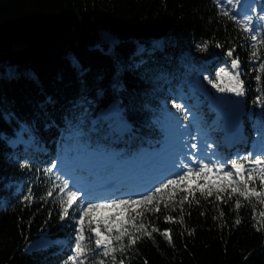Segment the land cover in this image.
<instances>
[{"label": "trees", "instance_id": "1", "mask_svg": "<svg viewBox=\"0 0 264 264\" xmlns=\"http://www.w3.org/2000/svg\"><path fill=\"white\" fill-rule=\"evenodd\" d=\"M224 12L216 0H0V264H68L75 254V241L67 247L61 239L76 232L78 216L70 210L60 219L63 194L53 190L59 174H46L66 142L111 144L123 155L159 146L158 120L178 112L173 105L181 94L203 97L196 79L207 73L217 81L233 58L251 116L244 118L247 140L261 130L264 35L253 43ZM208 102L196 109L211 118ZM110 106L132 126L129 139L118 140L113 130L106 136L101 116ZM219 149L227 153L224 145ZM250 186L260 190L258 179ZM229 191L205 198L197 190L181 205L185 193L170 186L157 195L159 212L138 209L144 215L135 223L158 231L117 250L116 264H264V204L238 193L229 199ZM43 234L52 241L27 249ZM100 251L89 252L86 264H112Z\"/></svg>", "mask_w": 264, "mask_h": 264}, {"label": "rangeland", "instance_id": "2", "mask_svg": "<svg viewBox=\"0 0 264 264\" xmlns=\"http://www.w3.org/2000/svg\"><path fill=\"white\" fill-rule=\"evenodd\" d=\"M235 1L234 8L238 12L239 10L247 11L244 15L245 20L251 22L256 31L264 30V20L260 19L264 16V0ZM225 69L231 74H235V70L229 67ZM220 79L222 80L221 87H226L232 83L228 76H222ZM210 92L213 95L207 90L205 93L209 96V105L214 110L213 118L209 117L212 121H209L204 113L201 114L196 111L195 106L202 104L201 98L180 95L181 98L177 103L183 106L184 111L170 112L158 120L160 128L164 131L159 146L145 148L136 155H123L121 149L114 148L111 144L99 145L98 148H94L83 141H79V139H75L72 142H66L64 146L58 149L53 161L56 164L54 170L62 178L69 181L72 190H82V199L86 204L88 201L85 191L90 190L88 193L92 192V189L102 186L112 178L119 180L120 176L129 177L132 175L130 178L134 180L129 184L121 182L123 185H120L122 186L120 189L123 191L117 198H137L139 193L145 191L144 186L146 184L158 186L159 182L167 181L177 173L184 172L187 166L194 167L193 164L188 163L192 160L196 161L197 157H200V161L204 163H223L225 171L231 170L230 162L232 159L244 156L254 158L256 155L264 158V126L261 128L262 133L255 135L256 137L251 141L249 152H229L226 154L219 152V141L225 139V133L230 126H235L237 131L243 130L242 118L247 112L242 95L237 96L234 92L228 91L220 92L211 83ZM247 114H249L250 119V113ZM122 122L121 112L113 106L105 110L101 116V125L106 136L111 129H115L118 133H125L127 130H125ZM129 134L130 132L127 135ZM232 139L235 141L236 136H233ZM198 141L205 144V147L209 149L208 152H198L202 147L192 149L191 145L198 144ZM220 175L222 173H214L211 178L215 179ZM144 177L148 179L149 183H143ZM124 180L125 178L122 179V181ZM133 184L136 185V189L133 188ZM103 214V210L97 213V215ZM39 239L44 241L39 246L52 240L47 235H43ZM62 240L67 247L70 246L74 241L76 242V232H68ZM32 244L29 248H33L34 245Z\"/></svg>", "mask_w": 264, "mask_h": 264}, {"label": "snow or ice", "instance_id": "3", "mask_svg": "<svg viewBox=\"0 0 264 264\" xmlns=\"http://www.w3.org/2000/svg\"><path fill=\"white\" fill-rule=\"evenodd\" d=\"M228 15L227 12L223 13ZM235 19V16L230 17ZM261 20H264V16L260 17ZM239 23V21H237ZM249 23L246 21L245 24ZM246 31H251V29L245 28ZM252 40H256L255 35L251 36ZM218 47L220 45H217ZM207 45H204L203 48H206ZM203 50V49H202ZM234 49H229L227 55L231 58L233 56ZM253 57L256 56V53H252ZM239 59H231L230 68L235 70V74H231L227 69L222 68L217 74V81L209 80V83L212 84L220 92L228 91L234 92L237 96L243 95L242 81L239 80ZM260 71L264 72V63L260 64ZM222 76H228L232 82L226 87H221L220 84ZM260 79V77H257ZM264 103V100L260 101ZM177 111H184L183 106L179 103L173 105ZM192 149H196L197 145L192 144ZM56 168V164H52L51 167L47 170L46 174L52 176V170ZM225 165L212 164L197 162L195 167L187 166L186 170L178 175L176 178L168 179L165 183H161L158 187H155L154 191L151 194L139 195L137 198H104L101 202H87L84 203L82 199V190H72V187L69 185L67 179H62L60 175H55V181H59V184H53V190L58 189V191L63 194L60 197V219L63 220L70 215V210L73 213H76L78 219L76 223L78 227L76 228V242L74 245V255L70 257L68 264H86V259L89 252H96V250H101L100 255L103 257H108L111 259L112 264H116V256L114 253L119 250L121 253H124L127 249H130L133 245L137 243L142 236L152 238V234L157 232L158 229L151 228V231H148L143 222L138 225L135 223L137 217L144 215L143 211H140V206H145V211L156 212L160 211V201L157 200V195L163 193L165 190L169 189L170 186L173 188L179 189L184 192L185 195L180 199V204L183 205L185 201H188L189 195L194 197L195 191H200L201 195H204L205 198L211 197L213 195V190L217 193H223L230 188L228 192V198L230 199L232 194L238 193L240 197H244L246 200L249 197H256L257 201L260 204H264V158L260 155H256L254 158L252 156H244L238 159H232L230 162L231 170L225 171ZM234 170V171H233ZM214 173H222L215 179H212L211 176ZM203 179L206 183L200 184L197 181ZM258 179L259 188L258 191L256 187L250 186V182H255ZM195 184V189L192 188V185ZM181 185H186L183 188H180ZM74 187V185H73ZM53 190H49L47 193L48 197L53 195ZM205 190H207L205 192ZM176 195L175 192L170 193L168 200L171 201ZM26 200L30 197H25ZM162 199V197H161ZM221 195H216V200H221ZM156 201L153 207H148L153 205V202ZM199 201H197L198 203ZM83 205V207H81ZM75 206V207H74ZM164 207H168V203H164ZM235 207L239 209L241 207V202L239 199L235 201ZM79 208V212H76V209ZM103 210V215H97L98 212ZM134 213L135 215H132ZM223 215V213H221ZM261 217H264V211L259 213ZM87 218V229L85 227V222ZM168 220H172L171 216L166 217ZM182 222V221H181ZM240 220H236V224H239ZM131 224L132 230L125 227V225ZM94 225V226H93ZM103 226V231L101 230ZM87 233V234H86ZM139 233V235H137ZM168 243H172V237L169 230H165L161 233ZM127 237V242H124V238ZM88 241L86 244L85 241ZM89 245H94V247L89 248ZM99 264H105V261L102 259L99 261ZM118 264H124V260L120 259ZM147 264V262H145Z\"/></svg>", "mask_w": 264, "mask_h": 264}, {"label": "bare ground", "instance_id": "4", "mask_svg": "<svg viewBox=\"0 0 264 264\" xmlns=\"http://www.w3.org/2000/svg\"><path fill=\"white\" fill-rule=\"evenodd\" d=\"M251 141H253V137L249 140L247 146H248V145L250 146ZM143 180H145V177L143 178ZM117 184L120 185L121 182L118 181ZM99 187H100V186H99ZM102 187H103V190H105L104 184L102 185ZM119 188H121V187H119ZM97 189H98V188H97ZM102 193H105V192L103 191ZM88 199H89V198H88ZM42 242H44V241H43V240H38V241H35L33 244H34V245H39V244L42 243ZM33 244H32V245H33Z\"/></svg>", "mask_w": 264, "mask_h": 264}, {"label": "water", "instance_id": "5", "mask_svg": "<svg viewBox=\"0 0 264 264\" xmlns=\"http://www.w3.org/2000/svg\"><path fill=\"white\" fill-rule=\"evenodd\" d=\"M199 86H200L201 90L204 91V89L202 88V83H199Z\"/></svg>", "mask_w": 264, "mask_h": 264}]
</instances>
